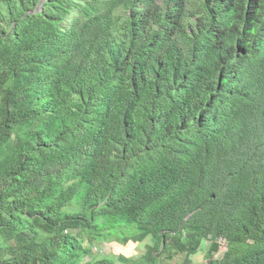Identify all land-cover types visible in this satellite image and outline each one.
<instances>
[{
    "label": "trees",
    "instance_id": "1",
    "mask_svg": "<svg viewBox=\"0 0 264 264\" xmlns=\"http://www.w3.org/2000/svg\"><path fill=\"white\" fill-rule=\"evenodd\" d=\"M198 253L264 264V0H0V264Z\"/></svg>",
    "mask_w": 264,
    "mask_h": 264
},
{
    "label": "rangeland",
    "instance_id": "2",
    "mask_svg": "<svg viewBox=\"0 0 264 264\" xmlns=\"http://www.w3.org/2000/svg\"><path fill=\"white\" fill-rule=\"evenodd\" d=\"M118 238H122L123 236L119 233L117 235ZM150 242V238H146L144 240V243H149ZM89 245H92V244H89ZM141 247V244H138V246L134 249V247L132 248L133 252L131 251L130 254H134L136 253L135 255L137 254H141V252L143 251V248H140ZM221 251L224 250L223 247L220 248ZM102 251V252H106L107 253V256L112 258L113 260H117V257L119 254H125V255H128L129 253L125 250V247L123 245H119L116 241H111L110 243L106 244V243H103L101 245V247H98L96 248V251L95 252H98V251ZM193 262H195V264H202L203 260H206L205 257H204V254L203 253H198L196 254L193 258H192ZM120 264V263H119ZM123 264V263H121Z\"/></svg>",
    "mask_w": 264,
    "mask_h": 264
},
{
    "label": "built area",
    "instance_id": "3",
    "mask_svg": "<svg viewBox=\"0 0 264 264\" xmlns=\"http://www.w3.org/2000/svg\"><path fill=\"white\" fill-rule=\"evenodd\" d=\"M218 243H219V245H220V248L221 247H223L224 248V250H225V244H224V242L222 241V240H218ZM219 248V252H223V251H221V249Z\"/></svg>",
    "mask_w": 264,
    "mask_h": 264
},
{
    "label": "clouds",
    "instance_id": "4",
    "mask_svg": "<svg viewBox=\"0 0 264 264\" xmlns=\"http://www.w3.org/2000/svg\"><path fill=\"white\" fill-rule=\"evenodd\" d=\"M94 250L96 251V248H94ZM224 251H225V250H224ZM224 251H223V252H224ZM98 252H100V250H99ZM220 253H221V252H220ZM220 253H219V254H220ZM218 256H219V255H218Z\"/></svg>",
    "mask_w": 264,
    "mask_h": 264
}]
</instances>
